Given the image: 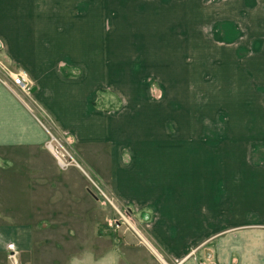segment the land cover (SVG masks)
<instances>
[{"label": "crops", "instance_id": "crops-1", "mask_svg": "<svg viewBox=\"0 0 264 264\" xmlns=\"http://www.w3.org/2000/svg\"><path fill=\"white\" fill-rule=\"evenodd\" d=\"M76 1L0 0V54L30 84L27 102L0 79V161L34 159L47 142L30 103L85 165L107 167L111 194L148 216L142 227L164 258L138 233L141 241L125 238L129 247L93 248V263L264 264V0H172L173 33L186 35L174 57L180 49L182 64L198 66L199 81L193 88L189 78L170 123L146 101L94 105L108 58L99 11ZM71 192L83 197L82 187ZM43 202L82 206L77 195ZM32 240L0 224V264L10 262L9 245L18 259L33 254Z\"/></svg>", "mask_w": 264, "mask_h": 264}, {"label": "rangeland", "instance_id": "rangeland-1", "mask_svg": "<svg viewBox=\"0 0 264 264\" xmlns=\"http://www.w3.org/2000/svg\"><path fill=\"white\" fill-rule=\"evenodd\" d=\"M162 2L163 20L156 16V0L76 1L77 7L94 5L99 11L100 53L108 58L105 65L101 64L103 84L96 92L94 105L105 110H117L124 104L146 101L153 107L162 105L164 120L170 123L177 99L187 98L189 78L192 79L191 87L198 86L199 67L182 64L180 49H176L174 57L173 46L186 39V35L173 33L172 0ZM74 73L78 70L75 69ZM0 77L5 79L13 93L27 101L25 96H21L26 93L16 89L1 69ZM104 94H110L108 103ZM29 105L50 131L48 140H51L50 135L55 139L53 143L57 151L63 152L61 145L64 146L79 166H59L47 143L34 159L0 161V224L4 227L19 226L26 233L29 231L34 244L33 254L20 251L23 254L17 258L18 263L95 264L93 248L105 251L129 247L124 245L125 238L141 241L139 234L148 244L151 243L142 227L148 216L138 219L115 199L109 190L107 167L100 165L98 170L85 165L74 145L68 143L40 111ZM15 170L21 174L19 178L13 175ZM80 187L83 190L81 199L79 193L71 192ZM23 188L25 191L18 194ZM18 195L22 202L15 206L14 203H19ZM76 195L82 202L80 208H50L43 202L49 199L70 200ZM32 205L40 207H30ZM9 246L15 249L13 245ZM153 256L157 261L158 257L164 259L157 252Z\"/></svg>", "mask_w": 264, "mask_h": 264}, {"label": "built area", "instance_id": "built-area-1", "mask_svg": "<svg viewBox=\"0 0 264 264\" xmlns=\"http://www.w3.org/2000/svg\"><path fill=\"white\" fill-rule=\"evenodd\" d=\"M0 69L4 71L6 75H8V77L10 78L12 82V85L15 86L16 89L24 93L29 92V89H30L29 81L24 72L11 71L9 68H7V66L1 60H0ZM0 79L6 84L5 79H2L1 77ZM9 89L11 90L10 87ZM50 136H51V140H48L46 142L47 143L46 146L50 150V152L53 154V156L56 158L58 165L61 167H67L72 164L79 166L77 162L75 161V159L73 158V156L69 153V151L64 146L61 145V149L63 150V152L57 151L56 146L53 143L55 139L53 138L52 135ZM49 145L52 146V149L48 147ZM9 250L11 251L8 255V258L10 260L9 264H18L17 258L15 257V250L13 249L12 246H9Z\"/></svg>", "mask_w": 264, "mask_h": 264}, {"label": "trees", "instance_id": "trees-1", "mask_svg": "<svg viewBox=\"0 0 264 264\" xmlns=\"http://www.w3.org/2000/svg\"><path fill=\"white\" fill-rule=\"evenodd\" d=\"M0 57H1V59H2V60H1V59H0V60L3 62V61H4V58H2L3 56H2L1 54H0Z\"/></svg>", "mask_w": 264, "mask_h": 264}, {"label": "bare ground", "instance_id": "bare-ground-1", "mask_svg": "<svg viewBox=\"0 0 264 264\" xmlns=\"http://www.w3.org/2000/svg\"><path fill=\"white\" fill-rule=\"evenodd\" d=\"M48 147H49L50 149H52V146H51V145H49Z\"/></svg>", "mask_w": 264, "mask_h": 264}]
</instances>
